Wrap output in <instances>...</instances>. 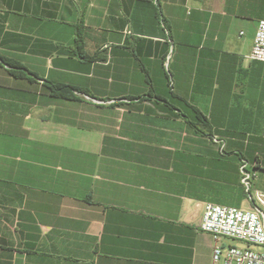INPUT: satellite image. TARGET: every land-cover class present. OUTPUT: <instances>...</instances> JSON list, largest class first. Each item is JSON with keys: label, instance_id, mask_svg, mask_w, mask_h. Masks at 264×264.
Here are the masks:
<instances>
[{"label": "crops", "instance_id": "crops-1", "mask_svg": "<svg viewBox=\"0 0 264 264\" xmlns=\"http://www.w3.org/2000/svg\"><path fill=\"white\" fill-rule=\"evenodd\" d=\"M262 19L264 0H0V264H212L204 205L252 207L242 161L264 192Z\"/></svg>", "mask_w": 264, "mask_h": 264}, {"label": "built area", "instance_id": "built-area-1", "mask_svg": "<svg viewBox=\"0 0 264 264\" xmlns=\"http://www.w3.org/2000/svg\"><path fill=\"white\" fill-rule=\"evenodd\" d=\"M171 53L172 46L169 47L165 60L166 68ZM249 59L264 63V19L259 20L257 24ZM212 141L223 153V141L218 138H213ZM239 169L241 184L252 207L241 209L214 203L204 205L200 229L213 238L212 264H264V253L253 251L249 247L236 248L222 243L223 239H231L248 246L264 247V192L251 189V181L255 175L248 169L246 162L242 161Z\"/></svg>", "mask_w": 264, "mask_h": 264}, {"label": "trees", "instance_id": "trees-1", "mask_svg": "<svg viewBox=\"0 0 264 264\" xmlns=\"http://www.w3.org/2000/svg\"><path fill=\"white\" fill-rule=\"evenodd\" d=\"M16 65L17 64L10 63V67L12 68L10 73L15 76L25 75L24 68H18V66ZM48 88L54 96L58 98H62V99H68V100L77 99L75 95L76 92L86 93L85 90H82V89H79L73 86L63 85V84H49Z\"/></svg>", "mask_w": 264, "mask_h": 264}, {"label": "rangeland", "instance_id": "rangeland-1", "mask_svg": "<svg viewBox=\"0 0 264 264\" xmlns=\"http://www.w3.org/2000/svg\"><path fill=\"white\" fill-rule=\"evenodd\" d=\"M254 180V179H253ZM252 180V181H253ZM251 181V183H252ZM222 243L225 245V246H234L236 248H247L249 247L250 249H252L253 251H258V252H262L264 253V247H257V246H248L247 244L243 243V242H240V241H237V240H231V239H223L222 240Z\"/></svg>", "mask_w": 264, "mask_h": 264}]
</instances>
